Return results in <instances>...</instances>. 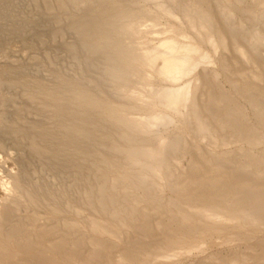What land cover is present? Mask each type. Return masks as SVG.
Here are the masks:
<instances>
[{
  "label": "bare ground",
  "instance_id": "1",
  "mask_svg": "<svg viewBox=\"0 0 264 264\" xmlns=\"http://www.w3.org/2000/svg\"><path fill=\"white\" fill-rule=\"evenodd\" d=\"M71 1L81 6V0ZM111 1L119 2L96 0L97 10L83 30L103 32L93 45L105 51L103 79L114 82L115 89L102 81H64L52 74L43 85L44 107L60 129L56 134L65 157L89 168L79 211L88 210L91 217L51 226L37 217L13 224V206L23 202L41 208L42 193L25 191L17 177L4 180L0 264H160L205 252L219 240L245 241L246 246L208 254L195 264H264V238L256 240V231L264 229V187L248 176L255 164L222 160L215 152L240 138L254 145L264 142L263 133L246 126L252 116L264 122V63L252 49L264 42V33L240 44L243 21L219 22L225 3L217 9L212 0H174L187 12L173 15L175 23L157 33V43L139 52L108 35ZM44 2L51 13L69 4ZM231 47L236 58L222 56ZM229 74L240 78L230 80ZM143 78L146 85L133 88ZM125 89L131 96L126 100L118 94ZM239 99L245 100L242 107ZM166 119L175 129L155 132ZM197 140L210 144L201 150ZM194 155L201 158L174 169L182 163L176 156ZM57 214L52 207L51 219Z\"/></svg>",
  "mask_w": 264,
  "mask_h": 264
},
{
  "label": "rangeland",
  "instance_id": "2",
  "mask_svg": "<svg viewBox=\"0 0 264 264\" xmlns=\"http://www.w3.org/2000/svg\"><path fill=\"white\" fill-rule=\"evenodd\" d=\"M67 1L69 2L67 10L62 9L63 11L51 13L44 0H0V64H2L0 65V207L5 205L4 190H2L4 184L2 185V183L11 177L20 179L26 186L25 191L36 189L38 193H42L39 194L42 196H40L42 199L40 201V203L42 202L41 208H28L22 204L23 202L13 206V215L11 214V223L13 224L19 223L20 220L29 221V218L37 217L47 218L46 221L49 220L48 223L51 226L58 225L66 219L82 220L83 222L91 217L90 211L83 210L85 216L83 212L79 211L82 208L79 192L81 186L87 185L89 182V168L84 163L74 165L68 157H65L66 152L60 146L56 134L60 129L56 125L57 123L49 117L44 107L43 85L49 74L64 81L106 82L107 88L111 91L115 89V85L107 78L103 79L107 70L104 66L105 51L97 49L93 45L97 41L98 34H103V32L96 29L85 34L83 30L91 18L90 14L97 10L96 0H92L93 5H90L89 0H86L87 6L81 0V6L78 7H74L76 3L74 4L73 1ZM212 1L217 9L222 3L226 4V10L220 12V15L218 14L219 22L226 21L230 24L238 22V20L243 21L242 38H239L240 44H245L249 37L256 32L264 33V0ZM78 4L80 5V3ZM109 4L111 5V16L108 18L111 26L106 29L108 35L116 38H113L114 43L118 42V45L128 46L130 50L139 52L140 49L151 48L157 43L161 37L157 33L166 31L175 23L173 15L180 17L187 12L185 6L182 7L174 0H155V2L151 0H119L118 3L111 1ZM89 10L91 11L89 12ZM143 25L146 28L142 27ZM112 47L117 46L113 44ZM252 49L257 60L263 64L264 42L254 43ZM223 55L229 59L236 58L234 47H231L229 51L222 52ZM245 66L246 69H252L251 66ZM257 71L260 72V69ZM222 74L223 80L226 82L227 74L223 70ZM229 77L230 80L240 78L239 76L235 78L230 74ZM143 84L146 85L144 78L138 80L133 88L140 90L145 86ZM226 84L228 85L226 87L229 88V83L226 82ZM212 86L215 84L213 83ZM215 90L217 91V86ZM118 94L122 95L124 100L131 97L130 89L120 90ZM239 101L241 107L245 105L244 99H239ZM246 126L264 134V122L257 119L256 116H252ZM174 129L173 122L166 119L164 124L154 130L160 133L166 130L171 132ZM226 140L229 141V139H225L221 140V143ZM234 141L236 144L229 145V147L220 144L215 148V152L219 155H215L222 160L233 159L254 163L255 167L251 171L254 173L248 176L253 180V184L264 187V176H261L264 174V142L254 145L245 142L243 138ZM197 142L201 146V150L210 144H207L206 141L197 140ZM49 143H51L50 148ZM225 148L229 150H224ZM203 155L209 156L206 153ZM176 157L180 162L182 161L181 165L174 164V169H179L182 168V165L183 167L188 166L191 160H199L201 155L191 156L192 158L190 156ZM77 173L80 175L77 176ZM4 180L5 182H3ZM52 207H56L59 212L55 216H58L57 220L51 219ZM72 208L73 210H71ZM80 216L81 218H79ZM158 219L157 216L152 221ZM256 237L257 241L262 240L264 229L257 230ZM244 242L214 241L210 243L205 252L194 253L180 260L160 264H195L208 254L225 255L238 248H244L246 246Z\"/></svg>",
  "mask_w": 264,
  "mask_h": 264
}]
</instances>
